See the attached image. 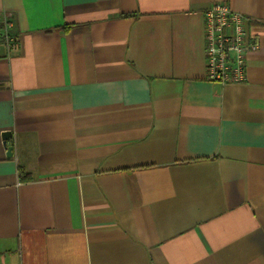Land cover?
Wrapping results in <instances>:
<instances>
[{
    "label": "crops",
    "instance_id": "1",
    "mask_svg": "<svg viewBox=\"0 0 264 264\" xmlns=\"http://www.w3.org/2000/svg\"><path fill=\"white\" fill-rule=\"evenodd\" d=\"M216 3L245 82L205 78ZM0 264H264V0H0Z\"/></svg>",
    "mask_w": 264,
    "mask_h": 264
},
{
    "label": "built area",
    "instance_id": "2",
    "mask_svg": "<svg viewBox=\"0 0 264 264\" xmlns=\"http://www.w3.org/2000/svg\"><path fill=\"white\" fill-rule=\"evenodd\" d=\"M206 80L241 83L246 81L245 61L257 43L246 31V19L225 3H216L203 13ZM7 46L16 48V39Z\"/></svg>",
    "mask_w": 264,
    "mask_h": 264
},
{
    "label": "trees",
    "instance_id": "3",
    "mask_svg": "<svg viewBox=\"0 0 264 264\" xmlns=\"http://www.w3.org/2000/svg\"><path fill=\"white\" fill-rule=\"evenodd\" d=\"M18 175L21 181H27L29 179L28 175L23 171L21 167H18Z\"/></svg>",
    "mask_w": 264,
    "mask_h": 264
},
{
    "label": "water",
    "instance_id": "4",
    "mask_svg": "<svg viewBox=\"0 0 264 264\" xmlns=\"http://www.w3.org/2000/svg\"><path fill=\"white\" fill-rule=\"evenodd\" d=\"M7 135H8V133H4V134L2 135V139H3L5 142H6V140H7ZM6 149H7L6 156L9 157L10 154H11V147H7Z\"/></svg>",
    "mask_w": 264,
    "mask_h": 264
}]
</instances>
